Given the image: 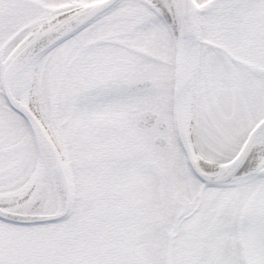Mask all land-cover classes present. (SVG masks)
<instances>
[{
  "label": "snow or ice",
  "instance_id": "snow-or-ice-1",
  "mask_svg": "<svg viewBox=\"0 0 264 264\" xmlns=\"http://www.w3.org/2000/svg\"><path fill=\"white\" fill-rule=\"evenodd\" d=\"M0 264H264V0H0Z\"/></svg>",
  "mask_w": 264,
  "mask_h": 264
}]
</instances>
